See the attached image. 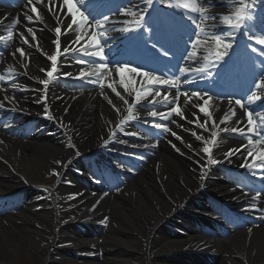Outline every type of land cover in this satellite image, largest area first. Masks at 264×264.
<instances>
[{
	"label": "bare ground",
	"instance_id": "1",
	"mask_svg": "<svg viewBox=\"0 0 264 264\" xmlns=\"http://www.w3.org/2000/svg\"><path fill=\"white\" fill-rule=\"evenodd\" d=\"M111 2V0H108ZM141 5V0H137ZM87 2V0H86ZM181 9L179 15L186 16L187 11L190 8L193 12L187 19L195 21L201 25L206 22L215 23L214 28H220L223 31L229 30L231 34L239 37L238 29H232L227 27L228 21L235 22L236 17L234 15L238 5V0H181ZM264 2H260L257 7L264 8ZM141 7V6H140ZM41 11V6H38ZM201 14L200 15H196ZM216 17L215 20L209 18V15ZM225 16L228 20L223 19ZM35 19L34 16H32ZM88 28L86 32V40H91L93 35L97 34L98 30L107 29L108 24L105 23L103 28H97L96 23L87 19ZM56 25L49 17H43V14H39L38 20L26 22L20 25V30L27 32L30 37V44L23 48L24 52L32 54L35 50L34 56L29 60V66L27 71L38 70L40 63L44 61L43 58H48L51 55H55L56 50ZM203 26V30H204ZM28 29H32L29 32ZM180 29V30H179ZM208 28H206L207 30ZM178 33L182 38V44L185 48V57L189 58L190 53H195L191 57V61L195 66L204 69L208 66L204 62V58L208 57V50L210 45L201 43L196 36H189L181 28H178ZM252 32L257 29H251ZM34 34V35H33ZM234 35L232 37H234ZM34 37V38H33ZM203 37V35H202ZM68 38L74 39V35H68ZM59 42V41H58ZM195 44V48L193 45ZM186 58V59H187ZM189 60H185L188 63ZM119 66V65H118ZM188 68H194L192 64H186ZM117 67H113L109 74H106L105 86L101 91V94L105 96L102 100L95 96H82L74 101L68 100L66 105H70L71 111L64 115V107L59 110V114L63 116V120L66 122V128L69 140H72V144L60 145L53 142L54 138H50V141L43 140L41 134H35L30 137L29 140H20L13 137H5V130L0 131V185L6 181L15 182V185L24 188V181L29 183H39L43 186L49 184V180L45 178L43 172L51 168L52 165H60L62 169L70 176H73V172L70 171L69 161L78 153V151H90L95 149V144H98L103 140V136H106L105 126L114 115L113 107L123 106L119 96L108 87L111 83L119 94L125 96L126 91L120 83V75L117 72ZM46 70V67H45ZM35 74V73H34ZM124 76L127 80L130 78L133 80L135 88L145 82L147 79H143L142 75L137 73L125 72ZM197 78L203 79V73H200ZM180 99L177 102L175 100L177 90L171 89L170 91H163L161 94L169 95L170 101L167 114L173 107L179 104L182 116L172 113L169 117L170 122V137L177 138L179 143V150L185 156L186 159L177 158L173 155L170 148L162 149L157 153L154 159L150 160V163L144 167L142 172L133 180L128 181L127 186L120 191V194L112 193L101 199V202L97 208L86 214L91 216V219H87V222H93L99 220V214H108L111 222H115L119 225L115 233H110L117 237V244L122 246L124 251L116 254L119 258L125 260L129 264H145L147 259L148 264H172L171 261L165 260L166 255L170 252L179 253L177 259H186L183 254L184 248L187 245L195 242V245L201 240H204L206 244L211 246L210 249L217 248L215 253L221 257V261L218 264H244V259L248 263L258 264L264 254V229L260 228L255 233L248 232H234L233 237L229 240H221L211 237H199L196 236L194 228L186 233L188 238L175 240L170 239L167 235H162V231L158 230L161 223L171 215L173 210L187 197L193 195L195 188L200 184L195 179L201 177V166L204 165L203 158L206 154L202 149H198L195 146L196 135L204 134L202 128L196 123L190 121H196L199 117V123L203 124L208 120L207 128L214 130L212 127V121L217 123L221 114V108L225 105V102L211 97L203 89L194 90L189 88L187 90H179ZM195 93L196 95H193ZM191 99H186V95ZM256 103H260L264 98V90L257 92ZM162 98V97H160ZM76 101V102H75ZM111 101V103H110ZM75 102V103H74ZM235 102V101H234ZM73 103V104H72ZM113 103V104H112ZM58 103H56L55 109H57ZM230 109L235 110L230 114V118L225 121L224 125L233 128L239 127L244 124L243 113L250 110L249 105L245 107L244 111L241 110V105L236 103L227 104ZM30 108H37L33 105ZM200 107L206 108V115L200 112ZM70 109V108H69ZM84 112H81L83 111ZM240 116H239V115ZM106 121V122H105ZM237 121H240L238 124ZM175 133V135H173ZM5 141L4 144L1 141ZM3 144V145H2ZM191 147L193 152L188 151ZM232 152L226 144H222L216 151L215 156L220 159L226 158L225 153ZM222 158V159H223ZM194 159V160H193ZM237 157L230 156V160H235ZM194 161V163L191 162ZM199 161V163H197ZM205 172V170L203 169ZM20 176L21 179L17 178ZM209 172V178H210ZM201 179V178H200ZM212 188H218V181L210 182ZM208 189V187H206ZM82 190V187L80 188ZM119 193V192H118ZM129 196H126V195ZM96 196L95 198H97ZM85 198L86 208H90L94 203V198H91L90 192H86L82 197L73 202ZM30 207L26 206L22 208L16 215H5L0 217V264H40L42 253L46 251L42 246L49 242L52 231L50 229L43 230V228H49L48 223L54 218L53 211L43 210L42 212L34 213L29 212ZM181 225L186 224L187 221L181 219ZM196 234V235H195ZM123 235V236H121ZM105 249L110 251V248L116 246L112 242L108 241ZM250 238L248 249L246 250L245 241ZM144 243H146L144 245ZM146 246H152L147 251ZM191 248L192 245H189ZM209 249V250H210ZM255 253V254H254ZM225 254V256H224ZM107 255H110L108 253ZM152 259H148V257ZM146 257V259H145ZM26 259L30 262L26 263ZM227 260V261H226Z\"/></svg>",
	"mask_w": 264,
	"mask_h": 264
},
{
	"label": "snow or ice",
	"instance_id": "2",
	"mask_svg": "<svg viewBox=\"0 0 264 264\" xmlns=\"http://www.w3.org/2000/svg\"><path fill=\"white\" fill-rule=\"evenodd\" d=\"M39 2V0H38ZM63 2V5H66L67 6V11L73 16L75 17L77 13H79L81 15V17L83 19H86V17L83 16V13L80 12V9L78 7H76V5L73 3V0H62ZM82 2V0H80V3ZM144 2L146 3V5L148 7H151L152 5V2L153 0H144ZM28 3L31 4L32 3V0H28ZM50 3L53 4L52 7L49 8V11H53L54 8L56 7L55 6V3H54V0H50ZM238 7L234 13L235 17H236V20L235 22H232L231 20L228 21V24H227V27L229 28H232V29H239L244 20L247 18V19H251L250 16L247 15V8H248V5L247 3L245 2V0H238ZM148 7H146L145 9H143L142 13L140 14V17H139V20L136 21V28H141V27H145V24L143 23L144 21V15L147 14L148 12ZM32 12L34 13H37V16H39V13L37 12V9L35 7H33L31 9ZM27 19L28 21H32L33 17L32 16H27ZM211 19L215 20L216 17H211ZM223 19L225 20H228V17L225 16ZM108 21V17L105 16L104 17V20L102 21H96V26L97 28H103L104 24ZM17 21H13V26L14 24L16 23ZM77 21L75 19L72 20V24H76ZM72 27L71 24L69 25H66V31L68 29H70ZM136 29H128V28H125L124 31H135ZM29 32H32V29H28ZM61 31V29L59 27L56 28V32L59 34ZM23 35V34H21ZM34 35V34H33ZM99 35H104L103 32H100V33H97L96 35H93L91 37V41H90V44L91 45H94L96 50H93V51H89L87 48H85L84 50V55L85 56H92L94 58H99L98 61H96L98 63V68L100 70L99 73H96L95 75L97 76V79H100V76L106 71V70H109V64L106 60H104V49L103 47H101L100 45V40L97 38ZM11 37V32H9V38ZM5 39V37L3 36H0V40H3ZM80 39L79 36H77V39L76 41H71V42H68V44L65 46L64 48V53L65 54H70L69 52V49L72 47V44L76 43L78 40ZM212 39L215 41L216 45L217 46H220L222 45L223 47V50L222 51H217L216 53V56H217V59H223L225 55L228 54V50L231 49L233 47V43L232 42H226L223 35L221 34H213L212 35ZM234 39V37H233ZM162 41V40H161ZM27 42V41H25ZM57 50L59 52V42L57 41ZM257 44H260V45H264V39H260V40H257L256 41ZM157 45H159V47H157ZM250 47V50L254 53L258 52V49L256 47H252L251 45L249 46ZM151 48H154V49H157L160 53V56L161 57H167L169 56L170 54V50L167 49L164 44L161 42V43H156L154 42L152 45H151ZM193 48H195V44L193 45ZM17 51H19L21 53V56H23V50L22 49H17ZM195 53H190L189 54V59H191V57L194 55ZM259 54L260 55H264V49H261L259 51ZM48 59L51 61V70H47L46 74L48 77H53V74L55 72L58 71L57 69V59H58V56L57 55H51L50 57H48ZM159 58L158 57H154V58H149V61L150 62H157ZM78 63H82V64H86L88 63V61L86 60H79L77 61ZM117 65H119L117 67V72L119 73L120 75V83L122 85V87L125 89V91L131 95L133 91H135V89H133L131 87V81L130 80H127L124 76V73L127 71V72H130V73H137V68H132V67H129L128 65L131 63L130 61L128 62H115ZM42 71H46L44 69H42ZM181 72H187L188 69L187 68H182L180 69ZM197 71H205V69H198ZM210 74V73H209ZM65 76H70L71 73H64ZM139 75H142V76H145L147 78V84L148 85H169L170 83H172L171 81L169 80H163V79H159L155 76L152 75L151 72H148V73H139ZM79 77L80 78H85L86 77V73L85 71L82 69L80 70L79 72ZM93 82H96V81H93ZM42 84H44L45 86H47L48 84V80H43L41 81ZM172 86H175V84L173 83ZM254 86L259 89V88H264V66L261 67V70H260V78L258 81H254ZM101 87H103V83H101ZM108 87L112 89V91L114 93H116L117 96H119L120 94L116 91V88L112 86L111 83L108 84ZM146 94H151V92L149 91L148 93ZM186 95V99H191V97H188L187 94ZM193 95H196L195 93H193ZM155 96L156 97H160L161 96V93L160 91H156L155 92ZM122 100H124V103H128L127 100L124 99L123 96L120 97ZM142 98V95H141V92H136L135 94V101L138 102L140 101ZM254 98L258 99L259 97H255ZM180 99V92H179V89H177V94H176V97H175V100L178 102ZM162 100L164 102H168V103H171V101L169 100V97L167 95H164ZM155 98L153 101H150V103H155ZM111 103V101H110ZM229 103H231V101H229ZM236 104L238 105H241V107H243V104H241V101L240 100H236L235 101ZM117 111H119V109H117ZM200 112H203L205 113L206 115H209L207 112H206V108L204 107H200ZM172 113H175L176 115H179V116H182V111H181V108L179 106V104L177 103V105L175 107H173L171 109V111L167 114V116L164 114V113H158L157 111L155 110H151L149 112V115L153 118H156L157 116H159L161 119H167L168 117H170L172 115ZM254 113L252 111H246V116H247V124L245 125V127L247 128V131L248 133H253L255 132L257 135L259 134L261 128H264V123H261L259 125H257V122H256V119H254ZM133 119V116H132V109L129 108V114L128 116L125 118V119H122L120 121V124L123 125L125 123L126 120H131ZM227 119V114H225V118L221 119L220 120V123L221 124H224L225 123V120ZM260 120L261 121H264V117H260ZM192 123H196L200 128H203L205 131H208V128H207V125H208V120L206 119L204 121L203 124H200L199 123V117L197 116V119L196 121H190ZM237 123L239 124L240 121H237ZM154 127L160 129L162 127H164V130L167 131V128L165 126H162L161 124L159 123H154L153 125ZM255 126V127H254ZM212 127L213 128H217L219 127V125L215 122V121H212ZM222 131H231V132H239L241 135H245V130L244 128H239V127H233L231 129L225 127L222 129ZM173 135H175V133H173ZM193 135H196V138L198 140H203V136L202 135H197L195 132H193ZM211 136H212V141L211 142H214L215 140V137H216V132H212L211 133ZM210 143V141H205V147H203L202 151L208 155V160H207V163L208 164H216L218 163L219 161L213 159L211 157V149L207 146V144ZM249 143H252V140L250 139L249 140ZM262 141L260 139H256L255 140V144L259 145L261 144ZM245 151H247V149H245ZM235 152L232 151V152H228V153H225V157H230L231 155H234ZM248 155L251 156L252 155V152L251 151H248ZM260 161H261V164L260 165H247L248 167H264V152H261L259 154V156L257 157ZM197 163H199V161H197ZM246 164V162H245ZM205 165H202L201 166V179H204V169Z\"/></svg>",
	"mask_w": 264,
	"mask_h": 264
},
{
	"label": "rangeland",
	"instance_id": "3",
	"mask_svg": "<svg viewBox=\"0 0 264 264\" xmlns=\"http://www.w3.org/2000/svg\"><path fill=\"white\" fill-rule=\"evenodd\" d=\"M27 261V260H26Z\"/></svg>",
	"mask_w": 264,
	"mask_h": 264
}]
</instances>
